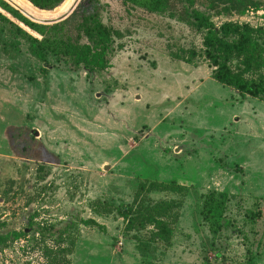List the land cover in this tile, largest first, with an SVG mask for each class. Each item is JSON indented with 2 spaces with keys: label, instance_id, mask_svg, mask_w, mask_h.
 Wrapping results in <instances>:
<instances>
[{
  "label": "rangeland",
  "instance_id": "obj_1",
  "mask_svg": "<svg viewBox=\"0 0 264 264\" xmlns=\"http://www.w3.org/2000/svg\"><path fill=\"white\" fill-rule=\"evenodd\" d=\"M194 1L216 27L264 29V0ZM83 9L119 33L102 71L43 64L23 42L0 49V264H45L43 247L69 223L70 264H143L136 246L152 228L126 230L114 208L139 183L171 181L182 189L139 196L170 203L172 233L150 243V264H264V101L215 82L199 37L166 14L122 0ZM208 191L229 196L215 237L200 215Z\"/></svg>",
  "mask_w": 264,
  "mask_h": 264
},
{
  "label": "trees",
  "instance_id": "obj_2",
  "mask_svg": "<svg viewBox=\"0 0 264 264\" xmlns=\"http://www.w3.org/2000/svg\"><path fill=\"white\" fill-rule=\"evenodd\" d=\"M63 1L0 0V11L16 22L0 13V21L5 25V30L0 28V37L3 35L0 49L4 53L8 49L17 52L20 42H23L28 54L43 64H47L48 60H56L68 68L81 67L88 75L106 69L109 60L119 49L115 43L119 33L105 25L96 12H84L87 0H79L70 14L59 22L36 23L45 19V13ZM122 1L151 13L166 14L184 25L190 34L199 37L203 56L212 68L215 82L241 95L264 101V29L231 22H223L216 27L195 6L194 0ZM181 189L172 181L146 185L139 183L132 202L114 208V212L124 220L126 230L141 231L146 226L152 228L149 238L140 240L136 246L143 264H150L146 256L150 243H167L172 232L165 220L170 203L151 202L147 198H139L140 194L154 190L177 192ZM228 198L227 193L215 191H208L202 197L200 215L211 237L228 225L224 219ZM247 217L251 222L260 220L262 215L259 207L256 206L254 212H248ZM80 224L96 226L93 220H84ZM73 228L74 224H66L58 231L54 244L43 247L45 264H70L68 256L73 250L74 236L69 234L66 244L62 246L61 243L64 242L62 235ZM246 255V262L250 263L251 250L247 249Z\"/></svg>",
  "mask_w": 264,
  "mask_h": 264
},
{
  "label": "water",
  "instance_id": "obj_3",
  "mask_svg": "<svg viewBox=\"0 0 264 264\" xmlns=\"http://www.w3.org/2000/svg\"><path fill=\"white\" fill-rule=\"evenodd\" d=\"M77 2H78V0H75V2L72 4V6L69 9V11L67 13L63 14L62 16L58 17V18H55V19H43V20H40L38 22H36V21H34V22L40 23V24H52V23L59 22V21L63 20L72 11V9L74 8V6L76 5Z\"/></svg>",
  "mask_w": 264,
  "mask_h": 264
}]
</instances>
